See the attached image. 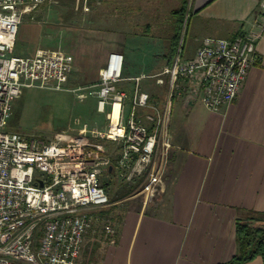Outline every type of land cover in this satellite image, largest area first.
Returning a JSON list of instances; mask_svg holds the SVG:
<instances>
[{
  "label": "built area",
  "instance_id": "built-area-1",
  "mask_svg": "<svg viewBox=\"0 0 264 264\" xmlns=\"http://www.w3.org/2000/svg\"><path fill=\"white\" fill-rule=\"evenodd\" d=\"M46 1L0 0V264H80L91 211L111 205L102 176L113 169L126 182L141 178L138 192L145 201L162 195L175 148L167 133L172 101L218 111L236 99L258 63L253 36L205 37L192 57L178 51L154 76L157 85H167L163 106L144 88V75L124 76L121 52L108 55L98 83L69 89L70 53H14L22 17ZM122 81L133 83L130 97L118 86ZM24 88L79 92L80 100L93 96L106 125L99 129L76 120V136L62 132L50 142L7 132ZM108 143L121 148L118 160Z\"/></svg>",
  "mask_w": 264,
  "mask_h": 264
},
{
  "label": "crops",
  "instance_id": "crops-1",
  "mask_svg": "<svg viewBox=\"0 0 264 264\" xmlns=\"http://www.w3.org/2000/svg\"><path fill=\"white\" fill-rule=\"evenodd\" d=\"M164 1V5L176 3L174 9L182 5V0ZM263 1L187 0V25L196 44H190L184 58L192 57L205 37L230 39L248 35L256 38L258 63L250 69L236 99L218 111H210L199 102L172 101L167 133L175 148L171 152L166 190L145 201L138 192L139 184L128 196L111 202L123 204L114 222L115 239L99 245L96 253L92 251L97 259L94 264L225 263L237 252L236 220L248 213H264ZM26 34L27 29L25 38ZM95 46L98 45H78L83 52L88 51L81 59L71 54V78L75 83L96 84L108 55L124 53L118 41L109 42V48L106 43L103 49ZM45 50L52 49L37 42L30 55ZM100 50L104 53L102 60L91 64ZM142 75L154 73L145 70L125 77ZM118 86L130 97L131 81H122ZM146 90L160 106L165 104L167 85H157L152 79ZM103 177L107 185L112 184L114 170L105 173L102 181ZM117 190L107 192L110 200ZM82 255L84 243L79 262L89 264V259ZM244 264H263V259L257 256Z\"/></svg>",
  "mask_w": 264,
  "mask_h": 264
},
{
  "label": "rangeland",
  "instance_id": "rangeland-1",
  "mask_svg": "<svg viewBox=\"0 0 264 264\" xmlns=\"http://www.w3.org/2000/svg\"><path fill=\"white\" fill-rule=\"evenodd\" d=\"M134 2L139 4L136 5ZM164 2V0H47L33 12L22 17L15 41V54L29 56L38 42L48 45L52 50L60 49L81 59L88 51L83 52L78 45L94 43L98 45L95 46L96 49H103L105 43L108 46L109 42L118 41L122 43L124 49V76L139 74L145 70L154 73L145 75L144 80L147 83L146 87L145 82L143 86L146 89L149 81L155 79L154 76L168 65L173 51L175 54L180 51L183 56L186 50H190V44L194 43L187 25L189 16L187 11L184 10L180 21L179 15L172 14L176 3L169 2L164 5ZM26 29L27 38L24 35ZM103 55V50H100L93 57L91 64H97ZM85 61H88L87 58ZM67 86L69 89H77L91 85L75 83L70 74ZM78 93L24 88L14 104L10 123L5 131L18 132L29 138L50 142L62 132L72 137L76 136L79 127L76 120L88 124L89 127L104 128L105 115L97 112L96 99L87 95L84 100H80L77 97ZM129 103L130 100L127 101L126 113L129 110ZM170 141L172 142L171 137ZM115 146L107 144L114 161L119 159L121 151L120 147ZM103 182L106 192H114L118 188L117 192L110 196L113 203L131 194L140 184L141 178L126 182L115 173L112 184L107 185L106 177H103ZM122 186H125L123 190ZM112 203L107 208L91 211L93 222L88 230V237L87 235L85 237L82 255L89 259V264H94L97 260L92 251L96 253L99 245L115 239V232L110 236L106 233L105 227L110 226L114 229V222L120 215L118 209L123 204ZM249 214L243 219L248 218ZM263 224L264 222L257 220L252 223L253 226Z\"/></svg>",
  "mask_w": 264,
  "mask_h": 264
},
{
  "label": "trees",
  "instance_id": "trees-1",
  "mask_svg": "<svg viewBox=\"0 0 264 264\" xmlns=\"http://www.w3.org/2000/svg\"><path fill=\"white\" fill-rule=\"evenodd\" d=\"M187 0H182L180 8L172 11V14L179 15L180 21L182 19ZM174 46L172 50H174ZM175 55H171V59L168 64L171 63L172 58ZM264 222V213L254 212L250 213L248 218H238L236 220V254L225 263L221 264H244L253 260L257 256H261L264 264V224L261 226H253V221Z\"/></svg>",
  "mask_w": 264,
  "mask_h": 264
}]
</instances>
